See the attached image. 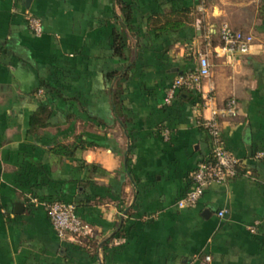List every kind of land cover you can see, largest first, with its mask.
Here are the masks:
<instances>
[{"label": "crops", "instance_id": "0c3cea01", "mask_svg": "<svg viewBox=\"0 0 264 264\" xmlns=\"http://www.w3.org/2000/svg\"><path fill=\"white\" fill-rule=\"evenodd\" d=\"M224 21L253 34L248 54L217 55ZM199 52L204 89L238 100L222 138L248 172L181 208L211 140L201 95L167 94ZM260 152L264 0H0V264H264ZM56 200L92 226L91 249L58 236Z\"/></svg>", "mask_w": 264, "mask_h": 264}, {"label": "built area", "instance_id": "2783aa9c", "mask_svg": "<svg viewBox=\"0 0 264 264\" xmlns=\"http://www.w3.org/2000/svg\"><path fill=\"white\" fill-rule=\"evenodd\" d=\"M205 9L204 4L200 5L201 12H204ZM27 20L32 30L40 35L43 31L41 18L28 13ZM211 34V30L207 28L204 37L209 44L211 43ZM254 41L253 34L236 30L227 21H224L219 25V44L215 50L219 56L240 57L250 52ZM211 66L207 53L199 52L198 66L194 70L177 76L167 94L168 103L171 102L175 93L182 89L197 91L201 95L202 103L195 109V113L201 116L199 123L211 140L209 157L198 164L192 175V187L177 203L181 208L196 205L206 188L212 183H224L235 177L238 166L243 163L241 158L226 147L221 129L222 119L234 118L238 115L239 103L232 96L225 101L223 106L219 107L214 90L212 88L204 89V82L211 75ZM263 155L260 152L256 157L260 158ZM43 205L59 237L63 239L69 237L82 244H87L93 237L92 226L77 214L74 204L56 200L43 202ZM226 212V209H222L218 215L223 216ZM210 258V255L205 256L206 261Z\"/></svg>", "mask_w": 264, "mask_h": 264}, {"label": "trees", "instance_id": "16d2710c", "mask_svg": "<svg viewBox=\"0 0 264 264\" xmlns=\"http://www.w3.org/2000/svg\"><path fill=\"white\" fill-rule=\"evenodd\" d=\"M117 36H118L117 37V40H118V44L119 45L120 44H124L126 42L125 41L126 39H125L124 34H118ZM120 46H122V45H120ZM245 172H246V169H245L244 164L242 163L240 166H238L237 175L242 174V173H245ZM91 244H92V242L89 240L87 242V246L89 247L88 249H91V247H92V246L90 247Z\"/></svg>", "mask_w": 264, "mask_h": 264}, {"label": "water", "instance_id": "95a60500", "mask_svg": "<svg viewBox=\"0 0 264 264\" xmlns=\"http://www.w3.org/2000/svg\"><path fill=\"white\" fill-rule=\"evenodd\" d=\"M249 151H250V148H249Z\"/></svg>", "mask_w": 264, "mask_h": 264}]
</instances>
